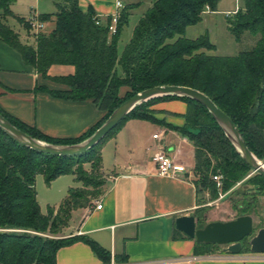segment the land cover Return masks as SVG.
Instances as JSON below:
<instances>
[{
  "label": "trees",
  "instance_id": "trees-1",
  "mask_svg": "<svg viewBox=\"0 0 264 264\" xmlns=\"http://www.w3.org/2000/svg\"><path fill=\"white\" fill-rule=\"evenodd\" d=\"M218 1L152 0L118 56L117 43L128 22L127 9L120 12L116 32L110 34V16L101 19L91 7L84 12L78 0H57L55 12L38 15L42 21L53 17V27L35 35L33 46L7 22L13 16L14 0H0V40L15 48L41 77L62 86L40 85L37 89L68 100L91 99L103 115L79 136L52 137L1 108L0 113L37 139L72 144L88 137L136 92L157 85H184L210 97L234 122L250 151L264 161V0H241L242 6L226 16L227 28L236 41L245 31L259 35L250 48L227 56L203 51L215 48L207 33L195 38L185 36L186 27L199 23L205 7L215 10ZM16 18L29 34L32 28L28 19ZM53 65L67 66L71 71L50 75ZM164 99H180L187 104L183 126L173 128L193 145L191 171L198 199L204 200L205 193L216 199L220 192L242 181L253 188L237 189L232 208L236 216L256 211L255 197L258 192L264 194V177L256 172L249 175L250 166L211 113L187 97L161 96L137 105L100 142L76 155L58 156L31 149L0 128V264H55L56 251L75 241L88 244L104 263L109 262V252L88 236L59 233L74 209L90 205L104 189L102 143L129 118L157 121L149 106ZM38 173L47 184L58 176L72 174L78 185L69 186L59 204L48 205L46 213H42L34 186ZM213 175H220L219 187ZM202 215V209L194 210L198 228L203 225ZM45 232L56 236H43L41 233ZM246 238L241 241L240 252L250 251ZM195 247L199 253H208L219 245L195 241ZM119 260L124 261L125 257Z\"/></svg>",
  "mask_w": 264,
  "mask_h": 264
},
{
  "label": "crops",
  "instance_id": "crops-1",
  "mask_svg": "<svg viewBox=\"0 0 264 264\" xmlns=\"http://www.w3.org/2000/svg\"><path fill=\"white\" fill-rule=\"evenodd\" d=\"M117 1L121 7L116 5ZM151 3L152 0H78L82 11L91 7L101 19L127 9L128 22L135 20L132 30ZM224 11L232 10H218L216 6L203 14ZM192 26L186 27V31ZM70 71L67 66L53 65L48 72L55 75ZM40 85L62 87L41 77L15 48L0 40V108L4 112L52 137L79 136L101 119L103 112L91 99L55 97L37 89ZM186 108V102L180 99L158 100L149 106L157 121L129 118L102 143L104 189L90 205L72 211L59 236H88L109 252L108 263L264 264L262 253H231L223 245L215 251L199 253L195 240L175 228L176 217L194 214L198 200L196 187L186 173L159 175L153 155L163 152L192 173L193 145L173 128L183 126ZM142 121L150 123L149 129L153 130L145 138L137 129ZM84 167L88 169L89 165ZM64 175L75 182L72 174ZM96 201L101 203V208H95ZM122 257L124 261L119 260ZM192 257L196 258L190 260ZM108 263L82 241L60 247L55 255V264Z\"/></svg>",
  "mask_w": 264,
  "mask_h": 264
},
{
  "label": "water",
  "instance_id": "water-1",
  "mask_svg": "<svg viewBox=\"0 0 264 264\" xmlns=\"http://www.w3.org/2000/svg\"><path fill=\"white\" fill-rule=\"evenodd\" d=\"M168 95L187 97L204 105L243 160L250 166L251 173L256 172L264 177V161L250 151L230 117L206 94L184 85H157L136 92L117 106L88 137L77 143L53 144L37 139L13 125L1 113L0 128L11 138L31 149L58 156L76 155L100 142L137 105L152 98ZM175 228L197 243L223 245V249L231 253H239L242 248L241 241L251 236L254 231L253 218L250 214H240L227 220L209 221L199 228L196 227L193 213L180 215L175 218ZM248 243L251 252L264 253V224L249 238Z\"/></svg>",
  "mask_w": 264,
  "mask_h": 264
},
{
  "label": "rangeland",
  "instance_id": "rangeland-1",
  "mask_svg": "<svg viewBox=\"0 0 264 264\" xmlns=\"http://www.w3.org/2000/svg\"><path fill=\"white\" fill-rule=\"evenodd\" d=\"M55 1L57 0H14V2L11 4L13 16H9L7 22L14 30L19 32L22 40H25L30 45H33L35 43V35L40 32L46 33L51 30V28L53 27V17L46 21L41 20L44 23L42 29L38 32H34V30H31L29 34L18 22L16 17H28L32 13L31 10H36L38 13H53L56 11ZM59 1L61 2L62 0ZM236 5L242 6L241 0H221L219 3H217V9L233 10ZM35 14L39 15L36 12ZM202 15V21L185 31V36L188 38H195L201 34L207 33L209 40L215 46L213 50L203 49V51L207 54L222 56L234 55L241 50L248 49L253 46L259 36L252 35L248 31H245L241 35L240 40L236 41L227 28L226 15L223 12ZM134 23L135 20H130L126 25H124L120 33V37L117 43L118 56L121 54L125 44L131 37L132 25H134ZM118 71H120L119 66ZM149 124L150 123H148L147 121H142L141 124L137 127L140 135L143 138L146 137L147 133L153 131L149 129ZM251 174L252 173L250 172L249 175ZM189 176L190 178L192 177V179L194 178L193 173H190ZM72 185H76V183L72 181L69 175H61L47 184L44 176L41 173H38L35 177L34 186L36 189L37 200L41 212L46 213L48 205L59 204V202L65 196L68 187ZM247 186L253 188L250 184L244 185V183L240 181L233 185L229 190L220 192L222 194V197H219L218 195L216 199H211L210 195L205 193L204 200L198 199L196 208L202 209L203 211V215L201 218L203 220V225L209 221L219 220V218H221L222 220H227L236 217V211L232 208V197L237 196L235 193L237 189H243ZM255 198L256 211L251 213L253 218V228H255L252 235L255 234L258 228L262 227L264 224V194L258 192ZM0 230L2 229L0 228ZM41 234L48 237L56 236L49 232ZM251 236L246 238L247 243Z\"/></svg>",
  "mask_w": 264,
  "mask_h": 264
},
{
  "label": "built area",
  "instance_id": "built-area-1",
  "mask_svg": "<svg viewBox=\"0 0 264 264\" xmlns=\"http://www.w3.org/2000/svg\"><path fill=\"white\" fill-rule=\"evenodd\" d=\"M116 5L118 7H121L122 4L120 1L116 2ZM239 6L236 5L234 10L232 11H224L223 13L226 16H230L233 13H235L238 10ZM210 8L208 6L205 7L204 11H209ZM120 16V12L116 11L110 16V23L108 25V31L110 34H113L116 32V24L118 21V18ZM29 24L31 25L32 30L34 32H38L42 29L44 26V23L38 19V15L35 14V12L32 11L30 17L28 18ZM153 137H157V134H153ZM153 160L156 163V170L159 175H176V174H190V171L181 163L175 162L174 159L168 155H166L163 152H157L153 155ZM213 180L216 181V185L219 187L221 185V178L220 175H213ZM95 208L99 209L101 208V203L95 202ZM196 257L190 258V260L195 259ZM108 264H116L114 262H110Z\"/></svg>",
  "mask_w": 264,
  "mask_h": 264
}]
</instances>
